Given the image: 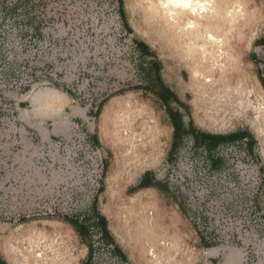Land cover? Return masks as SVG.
<instances>
[{
    "label": "rangeland",
    "instance_id": "1",
    "mask_svg": "<svg viewBox=\"0 0 264 264\" xmlns=\"http://www.w3.org/2000/svg\"><path fill=\"white\" fill-rule=\"evenodd\" d=\"M145 2L0 0V262L22 264L28 260L25 249L42 250L46 240L54 250L67 247L59 250L69 254L63 264L86 259V245L63 216L41 214L49 201L68 206L72 214H89V222H77L95 236L85 240L94 244L90 264H211L215 260L204 248L209 240L202 232L228 229L227 216L237 220L251 212L252 196L260 190L255 171L237 162L240 142L209 155L187 135L168 154L171 115L154 93L160 85L150 82L146 71L158 66L164 84L181 100L171 103L172 112L196 130H250L256 139L251 165L263 171L264 89L257 70L264 76V53L254 42L264 39V0H240L243 16L232 24L226 46L230 60L221 69H208L201 50L178 39ZM216 2L220 7L223 0ZM139 43L146 44L145 52ZM197 67L211 84L193 72ZM45 90L61 98L35 113L32 99ZM124 102L134 115L129 130L142 133L131 146L132 153L144 146L140 161L118 160L126 141H108L111 123L122 120L114 118ZM71 105L85 110L84 117H76ZM227 105L236 110H226ZM61 115L69 129L43 141L39 126L48 138ZM83 136L85 149L80 148ZM93 137L99 142L93 143ZM99 157L105 170L97 179ZM211 158H218V164L212 166ZM146 170L159 190L136 188ZM116 172L118 182L111 176ZM17 213L23 214L20 220ZM97 214L106 218L110 241L96 237ZM165 233L182 239L178 252L166 255L157 249L154 258L146 256L143 246ZM236 243L227 245L242 247ZM111 244L128 259L114 256ZM215 245L227 246L222 241Z\"/></svg>",
    "mask_w": 264,
    "mask_h": 264
},
{
    "label": "bare ground",
    "instance_id": "2",
    "mask_svg": "<svg viewBox=\"0 0 264 264\" xmlns=\"http://www.w3.org/2000/svg\"><path fill=\"white\" fill-rule=\"evenodd\" d=\"M145 3L150 12H155L156 15L163 19V21L173 29L178 39L184 40L187 45L192 44V47L196 45L198 49L201 50V57L204 56V58H207V61L204 63L208 65V69H219V67L221 69L225 64V60H230L228 55L230 56L231 54L228 52L226 46L228 42L232 40L233 22L239 20L243 16L244 11L240 0H223L220 7L216 0H146ZM235 40L237 41V37ZM201 60L199 63H196L199 67ZM199 67H197L195 71L193 70V72H198L204 82H209L211 84L212 81L210 76L203 73L202 69ZM258 94L260 96L261 92ZM59 98L61 97L56 93L54 94L52 90L40 92L32 99L35 105V113H37L39 108L43 109L45 106H50L52 102L59 100ZM220 98L224 99L225 97L224 95H220ZM235 103L238 104L240 108L244 107L243 102L239 99H236ZM124 105L125 107H121L117 112V117L114 118L122 119L121 122H119V125H115L112 122L111 124H113V126L108 129V141L110 143H113V141L119 142L123 139L126 141V145L122 148L121 154L117 156L118 160H131L136 157L139 159L138 156L145 154V151H143L144 146L142 144L138 146L134 153H132L131 146L133 145V140L137 138L138 135L142 136V133L136 128L129 130V125L132 123V120H134V115L132 116V113L127 110L126 102H124ZM226 110L234 111L236 109L227 105ZM121 164L123 165V163ZM111 176L114 182H118L119 172L113 173ZM140 193L145 194L146 192L140 191ZM168 231L171 232L170 229H168ZM181 241L182 239L180 240L176 235L173 236L171 233H165L164 235H159L156 241L154 240L152 243H146L147 246H143V252L150 258L156 256L157 249L160 250V253L167 251L166 255L170 251L176 253L179 250ZM28 245L30 244L28 243ZM43 246L45 247L42 250L39 248L36 249L34 246H28L25 249L26 251H24L28 260L25 259L22 261V264H63L67 261L69 256L68 252L63 251L59 253L61 247L67 248L65 245L59 246L57 250H54L50 241L46 240ZM26 255L23 257L25 258ZM164 256L165 254H161L158 259ZM29 257H31V260H29Z\"/></svg>",
    "mask_w": 264,
    "mask_h": 264
},
{
    "label": "crops",
    "instance_id": "3",
    "mask_svg": "<svg viewBox=\"0 0 264 264\" xmlns=\"http://www.w3.org/2000/svg\"><path fill=\"white\" fill-rule=\"evenodd\" d=\"M254 46H260L262 48V50H263V53H264V45L263 44L254 42ZM260 77L264 78L261 70L260 71L257 70V79H258L261 87L264 89V86L261 83ZM71 101H73V100H70V103H71ZM171 103H176V102L170 101L169 102V107H170ZM163 105H164V107L167 106L166 104H163ZM71 106H73V108H75L74 115L76 117H79V118H83L84 117L85 110H83V109L80 110L79 109L80 106L79 107L75 106V105H71ZM57 119H58V121L55 124L54 131H53L52 134H49L48 138L46 136L47 134L44 133L43 126H39L40 135L43 137V141L47 142L48 139L51 136H53V135H55L57 133H60V132L67 131L69 129V123L66 120L67 117L61 115ZM182 121H183V123L185 125H187L185 123L183 117H182ZM171 125H172L173 131H174V125H173L172 122H171ZM192 125H193V127L195 129H197L194 126L193 123H192ZM199 131H201V130H199ZM202 132H205V131H202ZM205 133H209V132H205ZM233 133H238V134H240V136L236 137V138H234L232 140H226L224 138L217 139L216 140V144L214 145V147H212L210 149L208 148V142L206 140H204L202 138H198V139L196 138L195 139V137L192 134H188V135L191 136L192 143H193L194 147H196L198 149L208 150L209 151V155H211L210 152H212L214 150H218V148H221L223 146H229V144L240 142V146L243 147L242 150H241V153L245 154L249 159L251 158V161H252L253 159H252L251 156H252V154L254 152V146H255L256 139H255V136L252 134V132H250V130L242 129V130L230 132L228 134H216V133H209V134H214V135H218V136L222 137V136H227V135L233 134ZM172 136H173V134H172ZM185 136H187V134L181 136V138H179V139H176L175 142H174V138H173L172 143L174 142L176 147H177L179 142L182 141ZM92 139H93V141H92L93 143H98L99 142V138H94L93 137ZM172 143H171L170 149L168 150V154H170V155H172L175 152V150H176V147L174 149H172ZM263 153H264V151H262L259 154L260 157H264ZM218 161H219L218 158H211L210 159V164L212 166L216 165V164H218ZM256 167H257V171H258L257 189L260 190V191L258 192V194L252 196L251 205L253 207L252 210L254 212L252 210H251V212L252 213H258L259 216L264 218V191H263V189H264V174H263V171L264 170L262 171L263 168H261L258 165ZM7 170L10 171L9 170V166L7 167ZM104 170H105V164L103 163V171ZM149 171L150 170H146L144 173L149 172ZM143 177H144V174H143ZM145 179L153 184L151 186H148V187H150V189L159 190V185H157V183L154 182L156 180L155 176L153 178V177H151V175L149 173V174H147L145 176ZM136 188H137V186H136ZM17 214H18V218L17 219L20 220L21 216L23 214H20V213H17ZM244 214L245 213H243V215ZM88 215L89 214H86L84 212L82 214H78L77 213V214H70V215H66V214L62 215L63 216V221L71 226V228L76 232V234L81 238L83 243L86 245L87 256H86V259H84V261L81 264H90L91 263V258L93 257V253H94V244L91 243V242H87L85 240H86L87 237H92V236L95 237V236H94V234H90L93 230L92 231L88 230L86 227H85V232L80 233L70 223L69 219L75 220V221L87 220L89 222L90 219H89ZM98 215H100V216L105 218V216H103V214H98ZM105 220H106V218H105ZM97 221H98V216L96 217V222H95L96 229L94 230V232L96 233V237L100 241H106L104 239V237H105L104 236V233H105L104 229L99 227V225L97 224ZM106 229L108 230L107 223H106ZM108 233L111 236L109 230H108ZM259 235L261 236L262 234L259 233ZM235 241L237 242V240L233 239L232 242H229V245L236 243ZM208 243H209V246L208 247H204V248H207L209 250V258L215 260V262H211L210 261L211 264H264V246H259V252L257 254L258 257H256L255 254L254 253L252 254V252L248 248H246L245 246H242V247L241 246L240 247L233 246V247H231V246L227 245L228 244L227 243L226 244L227 246L221 248L220 246H216L215 245V243H217L216 241L210 240ZM111 246H112V252H113L114 256L118 257L121 261H126L128 259L127 254L124 252V250H122V248H120V246H118L117 244H115V245L111 244ZM114 247H118L117 253H114ZM260 252L262 253L261 255H260ZM219 259H221V260L219 261ZM0 264H1V262H0Z\"/></svg>",
    "mask_w": 264,
    "mask_h": 264
},
{
    "label": "built area",
    "instance_id": "4",
    "mask_svg": "<svg viewBox=\"0 0 264 264\" xmlns=\"http://www.w3.org/2000/svg\"><path fill=\"white\" fill-rule=\"evenodd\" d=\"M82 140L80 144L81 149H85L84 146L85 144V136L80 138ZM91 148V146H88ZM96 153V152H95ZM94 154V153H92ZM96 158V157H95ZM237 162L240 163H245L244 169L246 170L249 169L250 167L255 171V176L258 178V171L257 168H254L251 163L252 161L249 160V158L241 153V160H237ZM249 166V167H248ZM96 169L97 171V179L101 177V174L103 173V162L102 158H98V162L96 163ZM244 170V171H245ZM257 184V183H256ZM252 201H250V204ZM65 205H68L67 203H63ZM46 210L43 211L41 214L44 215H70L72 214V209L69 208L68 206L66 207H61L60 204H56L54 202L49 201V204L46 205ZM254 212V211H253ZM228 221H230V225L228 229L225 230H218L216 228H212L206 232H202V235H204V238L207 240H212L216 242H224V243H229L232 242L233 239L239 241L242 246H245L248 248L252 254L254 253L256 257H258V252H259V246H264V218L259 216L258 213H245L242 217L239 219H235L234 216H227ZM233 220L235 222L233 223ZM262 234L261 236L259 235ZM262 253L260 252V255Z\"/></svg>",
    "mask_w": 264,
    "mask_h": 264
},
{
    "label": "trees",
    "instance_id": "5",
    "mask_svg": "<svg viewBox=\"0 0 264 264\" xmlns=\"http://www.w3.org/2000/svg\"><path fill=\"white\" fill-rule=\"evenodd\" d=\"M256 43H260L264 45V39L263 40H257L255 41ZM139 49L141 50V52H145V50L147 49L146 44L143 43H139ZM154 70L153 72H151L150 70H147L146 72L148 73V77L147 79L150 80V82L154 81L156 84L160 85V89L157 92H154L158 98L162 101L163 104H166L170 115H171V122L174 125V131H173V138H174V142L176 139L181 138V136L183 135H188V134H192L195 139L197 138H202L204 140H206L208 142V148H212L214 147V145L216 144V140L220 139V138H224L226 140H232L236 137H239L240 134L238 133H233V134H229L227 136H218V135H214V134H209V133H205L199 130H196L193 125L192 122H190L189 124L185 125L182 121V115L178 112V113H173L171 108L169 107V102L170 101H174V102H179L180 100L178 99V97L170 90L169 87H167L164 82L162 81V79L160 78V76L158 75V66L156 64L153 65ZM151 72V73H150ZM261 83L264 86V78L260 77ZM146 89H152L151 86L145 88ZM154 91V90H153ZM172 143V149H174L176 147L175 143ZM149 174V172L144 173V177L143 180L137 185V188H141V187H148L153 185L152 183H150L148 180L145 179V176ZM98 221L97 224L99 225L100 228L104 229V239L106 241H110L111 240V236L108 233V230L106 229V220L104 217L98 215ZM70 223L75 227V229L77 231H79L80 233L85 232V226L83 224H79L77 221L75 220H71L69 219ZM118 247H114V253H117ZM1 264H6L5 262H1Z\"/></svg>",
    "mask_w": 264,
    "mask_h": 264
}]
</instances>
